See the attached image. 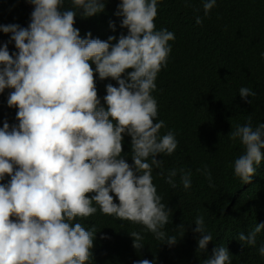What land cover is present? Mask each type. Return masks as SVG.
<instances>
[{
    "label": "clouds",
    "instance_id": "9594fccd",
    "mask_svg": "<svg viewBox=\"0 0 264 264\" xmlns=\"http://www.w3.org/2000/svg\"><path fill=\"white\" fill-rule=\"evenodd\" d=\"M159 2L120 0L114 15L122 18L120 26L127 35L115 44L112 36L107 41L91 38V33L81 38L73 27L78 12L83 17L102 13L104 0H71L69 9L64 0H29L34 8L27 28L0 25V32L10 33L18 50L10 55L7 43L0 46V93L13 89L7 106L18 109V124L10 127L5 121L0 127V181L10 177L0 183V264H88L97 230L74 221L98 209L142 226L129 233L135 249L144 245L142 233L170 246L183 235V226L179 235L166 231L172 211L153 183L154 168L162 167L156 157L170 156L178 147L173 130L161 135L166 124L157 120L152 95L172 51L169 42L175 40L172 31L156 29ZM184 3L191 6L190 0ZM216 5L217 0H202L203 17L197 15L195 23L201 25ZM109 26L115 30L112 22ZM260 55L264 59V52ZM89 61L99 79L110 77L118 84L106 86L104 106ZM255 95L251 88L239 89L241 99ZM122 134L131 138V165L121 156ZM228 138L242 146L232 163L233 174L250 183L264 159V123L253 127L249 116ZM196 171L215 187L207 165ZM178 174L179 184L189 189L191 170L170 169L165 182L176 188ZM89 192L95 195L89 198ZM193 223L198 251H204L214 237L203 216ZM262 229L264 223L257 224L236 239L255 247ZM257 251L264 257V244ZM231 257L220 244L203 264H231ZM134 264L154 262L143 259Z\"/></svg>",
    "mask_w": 264,
    "mask_h": 264
},
{
    "label": "trees",
    "instance_id": "16d2710c",
    "mask_svg": "<svg viewBox=\"0 0 264 264\" xmlns=\"http://www.w3.org/2000/svg\"><path fill=\"white\" fill-rule=\"evenodd\" d=\"M104 3V11L92 17L78 12L73 27L79 30L81 38L91 33V38L107 41L112 36L116 38L112 41L115 44L121 35H127V29L120 26L122 18L114 15L120 0ZM190 4L185 7L184 0H160L157 6L156 29L172 31L175 40L169 42L172 51L167 66L157 75L156 90L152 93L158 105L157 120L166 124L161 135L171 129L178 141L172 155L156 157L162 161V167L154 168L153 183L162 202L172 211L166 231L179 235L177 230L183 226L184 233L171 246L159 243L150 233H142L144 245L135 249L129 233L141 231L142 226L117 220L98 209L92 216L74 221L86 230H97L88 264H134L143 259L154 264H203L220 244L232 256L231 264H264V257L257 251L264 244V229L257 236L255 247L242 245L236 239L240 232L247 235L251 228L264 223V159L251 182L242 183L232 168L242 146L228 138L231 130L243 125L249 116L253 127L264 123V59L260 55L264 52V0H217L201 25L195 23V17H203L202 0H190ZM71 7V0H64V8ZM33 8L29 0H0V25L27 28ZM10 35L0 32V46L7 43L12 55L18 50L10 42ZM89 64L97 97L104 106L106 86L118 84L110 77L99 79L95 65L91 61ZM241 87L251 88L256 95L241 99ZM11 91L6 88L0 93V127L5 121L10 127L18 124V109L7 106ZM130 143V136L122 134L121 156L129 165L133 163ZM261 152L264 155V149ZM204 165L211 171L215 187H209L207 179L196 171ZM173 168L191 170L189 189L179 184V174L176 188L165 182L164 176ZM9 180L6 175L0 183ZM85 195L90 198L95 193ZM110 195L118 203L115 195ZM197 216H203L206 229L214 237L204 251H198L199 234L193 232Z\"/></svg>",
    "mask_w": 264,
    "mask_h": 264
}]
</instances>
